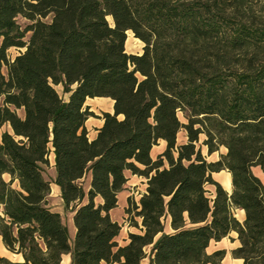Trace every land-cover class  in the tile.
<instances>
[{"label": "trees", "instance_id": "16d2710c", "mask_svg": "<svg viewBox=\"0 0 264 264\" xmlns=\"http://www.w3.org/2000/svg\"><path fill=\"white\" fill-rule=\"evenodd\" d=\"M128 32L142 54L127 52ZM89 98L114 103L92 141ZM181 130L187 142L178 145ZM202 136L209 156L226 154L208 161ZM52 153L72 242L48 206ZM254 167L264 173V0H0V239L24 259L0 255V264L67 255L70 264H142L148 247L150 264H221L226 252L207 249L231 232L240 242L233 258L264 264V184ZM223 170L231 194L213 178ZM127 172L148 186L136 207L142 233L121 246L111 211Z\"/></svg>", "mask_w": 264, "mask_h": 264}, {"label": "rangeland", "instance_id": "374dc122", "mask_svg": "<svg viewBox=\"0 0 264 264\" xmlns=\"http://www.w3.org/2000/svg\"><path fill=\"white\" fill-rule=\"evenodd\" d=\"M19 23L22 26H26L28 24V21L25 20L24 18H19L18 19ZM110 23H112V19L109 20ZM143 47L144 44L135 38L134 34L132 32H128V39L126 42V50L129 54H142L143 53ZM19 50L17 48H11L8 50V55L10 59H14L18 54ZM2 73L7 75V68L6 66H2ZM57 91L64 96V98H68V95H65L63 93V87L62 86H56ZM101 102V103H99ZM111 103V100H105V101H97V100H87L86 106L90 107V111L95 114L96 117L98 118V115L100 114L101 117H103V110H107L108 103ZM113 112V109H112ZM180 119L182 122H186L184 119L183 115L180 114ZM9 129L8 127L3 128V130ZM204 136L201 137V143L200 146L202 147V152L203 154L207 157V159L211 161H217L221 158L222 154H226V150L224 148H221L218 152L215 154L209 156L206 151V147L202 146V141L204 140ZM162 148L159 147L156 149V152L161 153ZM51 160V159H50ZM45 178L51 182V193L50 196L48 197V206L55 212L59 213L62 216V219L66 226L68 227L69 231V237L71 242L74 239V222L72 221L73 213L69 210L66 209L65 204L61 198L60 191L57 189L56 184H55V172L53 171L51 164L49 167L45 168ZM6 180L9 179V176L4 177ZM213 178L215 181L220 182L224 188L228 189L230 185V175L227 171L223 170L222 172L219 173V175H213ZM84 188L86 191L89 190V184L85 181L84 183ZM145 183L142 181L139 176H135L131 178L128 186L126 189H124L120 195V205L118 206V209H116L113 213L114 219L119 222V224L122 226L121 234L118 238L120 242L124 241V237H128L131 232L134 233H139L141 229V219L136 216L137 210L136 207L140 202V198L143 195V191L145 190ZM14 187L17 188V183L14 184ZM209 188L208 190V196L212 198V190H215L214 186H207ZM165 232L166 233H171V229L169 228L167 224V220H165ZM213 251V247H210L209 252ZM70 257V255H67ZM152 257V247H148L146 249V258L142 261V264H150V260ZM12 261L17 260L15 257H10ZM66 259V258H64ZM64 264H70V260L68 259L66 263Z\"/></svg>", "mask_w": 264, "mask_h": 264}, {"label": "crops", "instance_id": "0c3cea01", "mask_svg": "<svg viewBox=\"0 0 264 264\" xmlns=\"http://www.w3.org/2000/svg\"><path fill=\"white\" fill-rule=\"evenodd\" d=\"M88 100H97V101H105V100H109V101H110V100H112V99H110V98H94V99H90V98H89ZM99 103H101V102H99ZM111 103H112V105L110 104V102L108 103V107H109V108H108L107 110H103L104 112L111 113V114L113 113V112H112V109H113V107H114V103H113L112 101H111ZM113 111H114V109H113ZM96 115H98V118L90 117V118L86 121V128H87V131H88V138H89L90 141L94 140V139L97 137V135H98V130H99V129L103 126V124H104L103 117H101L100 114H96ZM186 142H187V136H186V133H185L184 130H181V131L179 132V134H178L177 144H178V145H182V144H185ZM166 146H167V144H166L165 141H163V140L159 141L158 145H157V146H154V148L152 149V152H151L152 158L155 160L160 154H162V153L166 150ZM159 147H161V148L163 149L161 153L156 152V149L159 148ZM206 151H207V148H206ZM214 154H215V153H214ZM212 155H213V154H212ZM210 156H211V155H210ZM50 159H51V160H50L51 167H52V169H53V171L55 172V175H56V171H55V168H54L55 160H54V154H53V153L50 155ZM207 160H208V159H207ZM208 161H209V160H208ZM212 162H214V161H212ZM253 173H254V175L257 176V177L263 182V184H264V173H263V171L261 170V168H260V167H254V168H253ZM126 175H127V178H128V182H127V184H126L125 189L127 188V186H128V184H129L131 178L137 176V175H132L130 172H127ZM213 175H219V173H214ZM229 175H230V174H229ZM139 178H141L142 181H144V183H145V185H144V186H145V190L143 191V194H145V193H146L147 186H148V184H147L148 180H147L146 178H144V177H140V176H139ZM85 181L87 182V184H89V187H90L91 176L88 175V176L83 180V182H85ZM219 183H220V182H219ZM220 184H221V183H220ZM221 185H222V184H221ZM222 186H223V185H222ZM56 187H57V189L60 191V188H59L57 185H56ZM223 187H224V186H223ZM224 189H225L229 194L232 193V191H233V186H232V184H231V175H230V185H229V188H228V189L224 188ZM207 190H209V188H207ZM121 193H122V192H120L119 195H118V199H119L118 206L120 205V195H121ZM60 194H61V191H60ZM212 194H213V196H212V198H213V197H214V194H215V190H212ZM140 199H141V198H140ZM116 209H118V207H117ZM116 209H114V210L111 211V217L113 218V220H115L114 217H113V213H114V211H115ZM234 214H235V217L237 218V220H238L239 222L243 223V222L245 221V219H246V214H245V211H244V210H242V209H236V210H234ZM166 220H167V224H168L169 228L171 229V233H172L173 230H172L171 225H170V218L168 217ZM72 221H73V217H72ZM115 221H116V220H115ZM73 231H74V236H75V233H76V228H75V226H74V228H73ZM130 233H134V232H131V231H130ZM139 233H142L141 229H140ZM118 242H119V244H120L121 246L126 245V244L129 242V236H128V237H124V241H123V242H120L119 240H118ZM239 246H240V242H239V240H238V235H237V233H236V232H231V233L229 234L228 237L222 239V240L219 241V242L212 241V242L210 243L208 249H207V253H208L209 255H211V254H213V253L216 252V251L224 250V251L226 252V254H225V257H224L223 261L221 262V264H244V262H243L242 259H235V258H233V256H232V251H233L234 249L238 248ZM210 247H213V251H212V252H209ZM0 255H1L2 257H5V258L9 259L10 261H12L10 257H15V258H17V260L12 261V262H15V263H23V262H24V259H23V257H22L21 255L14 254V253H12V252L9 251V250L4 246V244H3V242H2L1 239H0ZM64 258H66V259H64ZM64 258H63V261H62L61 264L66 263V261H67L68 259L70 260V263H71V258H70L69 256H65Z\"/></svg>", "mask_w": 264, "mask_h": 264}]
</instances>
